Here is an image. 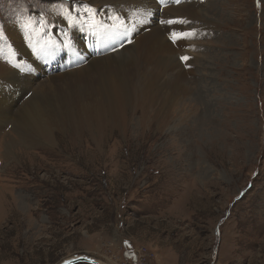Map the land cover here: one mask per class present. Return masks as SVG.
I'll return each mask as SVG.
<instances>
[{"label":"rangeland","instance_id":"374dc122","mask_svg":"<svg viewBox=\"0 0 264 264\" xmlns=\"http://www.w3.org/2000/svg\"><path fill=\"white\" fill-rule=\"evenodd\" d=\"M160 2L109 14L94 0H0V28L17 25L34 41L26 25L36 21L37 53L53 51L55 59L35 64L43 70L23 75L34 86L48 78L44 70L68 71L74 59L52 48L53 35L67 36L64 14L78 17L85 6L106 23L125 15L169 28L167 40L181 30L185 46L145 109H127L122 128L107 127L97 143L87 128L67 125L31 147L0 121V264L76 256L126 264L133 251L138 264H264V0ZM1 36L0 66L17 70ZM113 42L91 38L95 56ZM131 47L108 55L125 58ZM180 68L182 90L173 93L167 84Z\"/></svg>","mask_w":264,"mask_h":264},{"label":"bare ground","instance_id":"6f19581e","mask_svg":"<svg viewBox=\"0 0 264 264\" xmlns=\"http://www.w3.org/2000/svg\"><path fill=\"white\" fill-rule=\"evenodd\" d=\"M94 1L102 6L105 13L109 11V14L114 11L112 7L124 11L126 5L132 7L139 2L156 4V0ZM161 1L169 5V0ZM171 12L176 13L178 17L183 14L196 15L193 8L188 10L175 8V10L171 9ZM76 15L78 17L68 14L63 16L64 22L60 25L62 30L67 32V36L53 35L55 42L52 43V48H56V52L64 49L71 53L70 56L74 59L70 60L72 64L70 63L68 68L64 67L68 71H64L65 74L53 76L55 72L44 70L48 78L35 86L34 80L31 81L25 76L34 75L38 73V70H43V65L35 64L43 62L42 60L50 62L55 59L51 57L53 51L46 49L48 52L46 51L43 57L37 53L36 44L37 40L39 41L40 31L37 29L36 21L35 26L33 20L31 23L26 22L29 25L24 24L29 26L27 29L36 31L33 36L34 41L33 38L32 40L24 38V32H20L17 25L1 24V37L9 43V48L15 53L12 59L17 70H6L5 67L0 66V121L12 124V132L18 137L19 142L17 143L31 147L37 146L43 139L51 143L52 132L61 130L67 125L75 129L87 128L92 135V140L99 142L107 127L122 128L123 117L127 109L131 110L134 106H141L143 110L145 109L146 105L140 104L150 100L153 89L161 86L159 83L164 79L165 73L174 71L172 61L177 55L182 54L185 48L182 35H180L183 34L181 30L169 37L170 41L165 36L171 34V29L165 28L161 31L147 24L145 20L138 24L139 22L125 18V15L120 18L117 15L112 18L111 24L106 23L102 17L86 13L84 10H79ZM182 23L181 20L177 21L178 26ZM19 28L22 29L23 26ZM78 32H82L86 38L78 39ZM95 37L100 45H105L110 38H114L111 47L102 50L104 55L106 54L103 57L95 56L94 45L91 44V38ZM176 37L180 38L176 39ZM130 45L132 46L131 53L126 54L125 58L116 59L115 55L112 58L108 55L118 47L125 48ZM38 46L42 47L41 42ZM79 53H82L84 58H79ZM49 54V60H47ZM82 61L83 63L89 62L88 66L79 68L81 65L79 63ZM184 74L181 68L175 74L173 73L172 82L167 84V88L171 86L173 93L182 90L179 80ZM26 89H31L33 92L30 97L26 96L28 99L24 95ZM16 95L21 96L15 98ZM13 142L10 140L8 144ZM7 148L9 149L8 145Z\"/></svg>","mask_w":264,"mask_h":264},{"label":"water","instance_id":"95a60500","mask_svg":"<svg viewBox=\"0 0 264 264\" xmlns=\"http://www.w3.org/2000/svg\"><path fill=\"white\" fill-rule=\"evenodd\" d=\"M65 262H69V264H99L97 261L87 256H76L71 259L65 260L61 264H65Z\"/></svg>","mask_w":264,"mask_h":264},{"label":"built area","instance_id":"2783aa9c","mask_svg":"<svg viewBox=\"0 0 264 264\" xmlns=\"http://www.w3.org/2000/svg\"><path fill=\"white\" fill-rule=\"evenodd\" d=\"M138 262H139L138 256L134 251L131 253L128 260H126V264H138Z\"/></svg>","mask_w":264,"mask_h":264},{"label":"snow or ice","instance_id":"6c2138e0","mask_svg":"<svg viewBox=\"0 0 264 264\" xmlns=\"http://www.w3.org/2000/svg\"><path fill=\"white\" fill-rule=\"evenodd\" d=\"M84 10L86 13H89V14L92 13V9L90 7L85 6ZM169 23H172V22L169 21ZM178 38H180V37H176V39H178ZM187 59H188L187 57H182V60H187ZM65 264H69V262H65Z\"/></svg>","mask_w":264,"mask_h":264}]
</instances>
